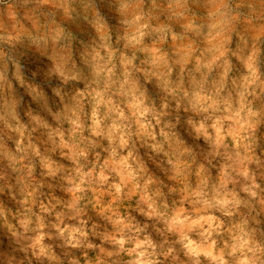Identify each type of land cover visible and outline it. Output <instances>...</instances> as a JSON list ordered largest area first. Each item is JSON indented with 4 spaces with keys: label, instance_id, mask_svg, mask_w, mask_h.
Returning a JSON list of instances; mask_svg holds the SVG:
<instances>
[{
    "label": "clouds",
    "instance_id": "clouds-1",
    "mask_svg": "<svg viewBox=\"0 0 264 264\" xmlns=\"http://www.w3.org/2000/svg\"><path fill=\"white\" fill-rule=\"evenodd\" d=\"M0 264H264V0H0Z\"/></svg>",
    "mask_w": 264,
    "mask_h": 264
}]
</instances>
